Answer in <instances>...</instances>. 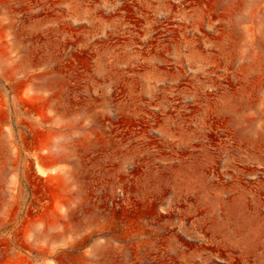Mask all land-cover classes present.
Instances as JSON below:
<instances>
[{"label": "rangeland", "instance_id": "rangeland-1", "mask_svg": "<svg viewBox=\"0 0 264 264\" xmlns=\"http://www.w3.org/2000/svg\"><path fill=\"white\" fill-rule=\"evenodd\" d=\"M0 264H264V0H0Z\"/></svg>", "mask_w": 264, "mask_h": 264}, {"label": "bare ground", "instance_id": "bare-ground-1", "mask_svg": "<svg viewBox=\"0 0 264 264\" xmlns=\"http://www.w3.org/2000/svg\"><path fill=\"white\" fill-rule=\"evenodd\" d=\"M40 170L42 171V172H44L45 170H43L42 168H40Z\"/></svg>", "mask_w": 264, "mask_h": 264}]
</instances>
